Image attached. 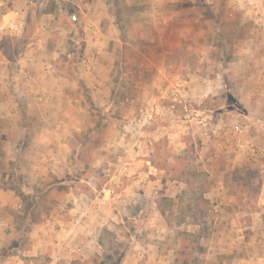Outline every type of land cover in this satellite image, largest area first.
Masks as SVG:
<instances>
[{"label":"rangeland","instance_id":"obj_1","mask_svg":"<svg viewBox=\"0 0 264 264\" xmlns=\"http://www.w3.org/2000/svg\"><path fill=\"white\" fill-rule=\"evenodd\" d=\"M61 1L48 0L47 11L59 2L71 4ZM72 1L87 10L85 1ZM10 3L0 0V23ZM107 3H114L120 14L134 11V39L114 51L119 72L128 73L118 93L130 104L119 106L117 122L96 107L92 115H73L82 130L74 146L76 160L69 163V172L67 163L60 165L61 177L48 162L28 161L25 179L5 180L21 197L22 211L12 214L17 236H22L0 240V264H264V208L262 223L256 213L264 183V0ZM70 10H75L72 5ZM65 19L67 30L71 21ZM38 21L36 15L27 16L24 32H1L0 102L16 100L11 76L27 91L21 97L33 99L20 63L34 47L49 56L55 41L46 23L37 29ZM80 31L64 32L62 47L71 63L78 61L80 50L70 36ZM138 68L140 79L134 78ZM159 74L171 81L166 96ZM176 79L185 83L186 109L225 130L204 134L182 121V104L172 100ZM86 89L80 85L78 93ZM149 102L163 109L154 121L139 112ZM169 104L175 105L171 114L164 108ZM0 124H6L2 117ZM236 124L243 129L233 135L228 131ZM54 148L42 147L46 153ZM231 208L237 210L235 218ZM32 222L42 225L45 236L36 246L43 252L8 257L32 249ZM72 224L74 229H68ZM66 230L75 231L73 242H67Z\"/></svg>","mask_w":264,"mask_h":264},{"label":"crops","instance_id":"obj_2","mask_svg":"<svg viewBox=\"0 0 264 264\" xmlns=\"http://www.w3.org/2000/svg\"><path fill=\"white\" fill-rule=\"evenodd\" d=\"M10 1L7 11L2 13L3 19L1 23L16 12H20L25 20V26L22 31L24 32L27 16L33 17L36 15L39 21L44 22V26L46 23V27L49 28L48 34L55 41H51L49 56L42 54L44 52L43 49L40 50L37 47L35 49L34 47L32 56L26 57L20 63L21 70L24 72L25 86L30 88L33 99L31 100L28 95L23 97L24 99L21 97L23 91L25 92L26 90H21L18 85L20 81H17V77L11 76V82H13L12 85L16 93L15 96L11 95V97L16 100L13 102V100L5 99L0 102V117L6 123L5 125L0 124V178L4 180V182H0V240L3 238L14 240L16 238L18 233L16 228H14L16 221L12 211L17 213L22 211V201L18 191L16 188L5 185V180L12 179L14 176H20L25 179L24 163L28 161L42 164L50 163L51 166L56 167V170L53 167L50 170L57 177L62 176L58 172L60 165L67 163L64 166L69 172V163L71 161L74 163L76 160L77 154L74 150L77 142L76 137L81 135L82 130L80 122H77V118L73 116L75 113L78 114L80 112L83 115H92V112L96 111L94 108L96 107L101 112L106 113L111 120L115 119V122L120 120L122 114H120L119 106L124 101L130 104V101H127L129 97L126 100L123 97L121 100V96L118 93V89L122 87L121 84L125 82L123 80L122 83L120 80L121 78H128V73L119 72V59L114 51L122 43L127 44L126 41L129 38L134 39V11L127 9L120 14L114 9V3L108 4L107 0H83L87 10H83L79 1L70 0V5L75 9L73 11L70 10V12H68L69 3L63 4L60 0L61 2H59L60 4L57 5L56 9L47 11L46 8L41 14H34V12L30 11V0ZM76 6L79 8L78 10L75 8ZM67 17L70 18L72 27L69 26L65 30L63 24ZM89 23H91V27L87 26ZM37 29L43 30L45 28L38 27L37 23ZM66 31H73L74 33L80 31L79 36H70V38L74 39L80 50L79 54L83 55V57L80 58L78 54V61H72V63L65 58L64 47H62L64 32ZM36 43L37 46L41 47L40 42ZM75 52H72L74 56ZM30 70L35 71V74L30 73ZM141 72L140 68L138 70L134 69V78L140 79ZM136 73L138 76L135 75ZM156 79L163 82V88L165 87V81L169 83H165V89L160 88V92L163 93L162 96L169 94L171 88L169 87L171 86L170 79L165 74H159ZM137 81L135 79L134 83ZM14 82H16V85ZM80 85L87 88L84 94L78 93ZM150 103H147L145 107H140L139 112L142 117H144V113L150 107L154 106L158 109L156 105L153 103H151L153 105H150ZM148 105L149 107H147ZM133 108L131 106V109ZM160 112L163 113V109ZM33 121H35L36 125L32 124ZM174 135H177V133ZM85 140L80 141L83 143ZM29 146H38L41 150L37 153L31 150L30 152L33 153H28L27 148ZM46 146L55 148L50 153H46L42 149V147L45 148ZM65 151H68V153H64ZM29 154L30 157H28ZM129 159H131V162L134 161L133 157H129ZM34 166L36 167L37 165ZM124 167L125 169L122 171H126V165L121 168L123 169ZM256 204L259 206L256 213L260 215L257 223H262L264 183L258 189ZM236 211L235 208L230 209L232 218H235L234 213H237ZM32 224L33 226L29 233L30 240L35 244L32 245V251L27 250L28 253L23 251L21 252L22 256L9 254L10 256L8 255V257L24 259L23 256H35L43 252L42 249L37 247L38 245L36 246V243L39 244L45 236L42 232V225L39 222H32ZM71 228L74 229L73 224L68 226V229ZM66 232L65 238L67 242H73L75 240V231L69 232V230H66ZM21 236L20 234L17 237ZM243 261L246 260L244 259ZM4 264H15V261H6ZM26 264H29L28 261Z\"/></svg>","mask_w":264,"mask_h":264},{"label":"built area","instance_id":"obj_3","mask_svg":"<svg viewBox=\"0 0 264 264\" xmlns=\"http://www.w3.org/2000/svg\"><path fill=\"white\" fill-rule=\"evenodd\" d=\"M47 5H48V0H30L29 2L30 11L34 12V14L43 13L47 8ZM24 26H25L24 16L20 12H16L13 16L6 18L3 21V23L0 24V34L2 31H6L9 34L17 35L22 33ZM87 26L91 27V23H89ZM38 27L40 28L44 27V22L38 21ZM90 60H92V58H90ZM87 68H89V66H87ZM184 85L185 83L182 80L176 79L173 85V89L175 91L172 90V95H173L172 100L177 101L178 105L182 104V109H183L182 121L184 123H191L195 125L197 129H199L204 134L210 133L215 135L222 132V130H225L220 125H215V124L213 125L206 117L200 115L198 111H196L195 113H191L186 109L185 104H183V102L186 100L185 99L186 93L183 90ZM174 107H175L174 104H169L164 108L166 112L171 114L173 112ZM160 111H162V109L159 108L157 109L156 107L152 106L149 108L147 112L144 113V117L149 121L155 120L157 115L161 114ZM242 129L243 128L240 124H236L233 127V129H231L228 132H231V134L236 135V134H240L242 132ZM228 136L230 135L228 134ZM235 144L242 146L241 145L242 143L238 138H236ZM123 169H125V167Z\"/></svg>","mask_w":264,"mask_h":264}]
</instances>
